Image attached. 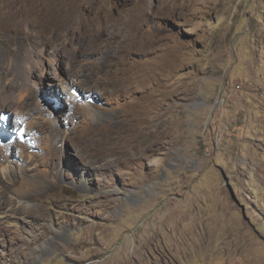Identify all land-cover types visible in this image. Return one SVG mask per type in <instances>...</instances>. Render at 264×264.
I'll return each instance as SVG.
<instances>
[{
	"label": "rangeland",
	"instance_id": "rangeland-1",
	"mask_svg": "<svg viewBox=\"0 0 264 264\" xmlns=\"http://www.w3.org/2000/svg\"><path fill=\"white\" fill-rule=\"evenodd\" d=\"M10 57L0 264H264V0H0Z\"/></svg>",
	"mask_w": 264,
	"mask_h": 264
},
{
	"label": "bare ground",
	"instance_id": "bare-ground-1",
	"mask_svg": "<svg viewBox=\"0 0 264 264\" xmlns=\"http://www.w3.org/2000/svg\"><path fill=\"white\" fill-rule=\"evenodd\" d=\"M40 1H42V0H40ZM43 1L45 2V0H43ZM47 2H49V1H47ZM51 2H50V4H51ZM48 6H49V4H48ZM52 12H54V11H52ZM37 18H31L32 19L31 21L33 23H35ZM50 25H51V21H50ZM33 73L34 72H33L32 68L28 67L27 60H25V59L18 60V59L14 58V57H10V58L4 59L3 62L1 63V65H0V96H1V99H0V114L1 113L2 114H6L7 113L8 115H10L8 123L5 125L6 128H7L8 124H10V123H11V127H14V128H16L18 130H22V129L26 128L25 126H27L26 124H24V122L23 123L21 122L22 124L18 123V120L16 119V117L14 115H16V110H18V109H22V113H20L21 114L20 116L23 117V115L26 114L25 109L32 102L31 98H32V96L34 94L33 87L36 86L37 87L36 89H37V92H38V88L40 86L38 87L37 85H39V84L42 85L43 84V75L44 74L40 73L38 75H33ZM45 80H44V82H46ZM53 85L54 84H52V85L50 84L51 87H46V86H43V87H45V91L48 92L50 89L52 90V87H54ZM55 85H57V84L55 83ZM36 95L38 96V93H36ZM4 109L7 110V111H5ZM40 109H45V108L44 107H40L37 110V112H39ZM44 116H45V114H44ZM41 119H42L41 115H38V116H36L33 119V121L31 123L33 125L37 124V123H40ZM1 123H3V122H0V124ZM6 128H2L1 131H0V134L2 133V130L6 129ZM30 128H31V125H30ZM8 133H9V131L6 132V134L2 135V137L7 136ZM2 137H0V156H2V155L5 156V153H7V152H6L5 148H1V145H2L3 142H7V140L2 138ZM5 157H4L5 158L4 162L2 161V165H3L2 166V170H3V172L5 174L8 175V169L11 168L12 164L8 160V157L7 156H5ZM119 190H120V188L118 187L117 191H119Z\"/></svg>",
	"mask_w": 264,
	"mask_h": 264
}]
</instances>
